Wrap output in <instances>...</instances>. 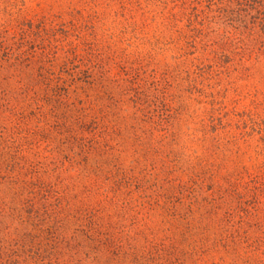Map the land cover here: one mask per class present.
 <instances>
[{
	"label": "trees",
	"instance_id": "trees-1",
	"mask_svg": "<svg viewBox=\"0 0 264 264\" xmlns=\"http://www.w3.org/2000/svg\"><path fill=\"white\" fill-rule=\"evenodd\" d=\"M161 2L153 34L106 43L0 14V264H264V180L240 162L264 118L200 98L264 61V0ZM178 49L188 68L148 74Z\"/></svg>",
	"mask_w": 264,
	"mask_h": 264
},
{
	"label": "rangeland",
	"instance_id": "rangeland-1",
	"mask_svg": "<svg viewBox=\"0 0 264 264\" xmlns=\"http://www.w3.org/2000/svg\"><path fill=\"white\" fill-rule=\"evenodd\" d=\"M120 2L121 0H0V14L3 18L16 23H32L34 27L45 22L49 29L58 31L62 38L68 34L63 30L69 29L70 40H77V34H81L84 39L98 37L105 43L107 40L130 38L133 37V23L138 25L146 23L147 31L150 34L155 32L157 28L154 23L155 17L164 9L161 0H151L149 8L143 10L135 6L136 9L132 12L123 10ZM144 3L147 4L146 0ZM209 26L210 31H218L223 27L228 28L229 25L225 18H216ZM178 27L186 31L189 29L184 18L179 21ZM181 53L179 49L178 53L176 51H168L162 55L160 53L155 63L148 66V74L155 65L160 73L166 72V69L172 71L183 66L188 68V64H177L175 56ZM196 57L195 53L185 58L193 61ZM228 65L230 66L228 71L205 83V94L200 96L205 101L202 108L224 107V111L230 113V118L234 121L238 119L239 113L257 109L264 118V61ZM260 137L259 133L254 134V143L252 142L248 154L241 156L240 162L264 180V144L259 140Z\"/></svg>",
	"mask_w": 264,
	"mask_h": 264
}]
</instances>
